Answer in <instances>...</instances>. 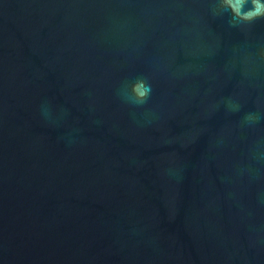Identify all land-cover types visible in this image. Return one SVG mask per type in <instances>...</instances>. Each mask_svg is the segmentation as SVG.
Returning <instances> with one entry per match:
<instances>
[{
	"label": "water",
	"instance_id": "95a60500",
	"mask_svg": "<svg viewBox=\"0 0 264 264\" xmlns=\"http://www.w3.org/2000/svg\"><path fill=\"white\" fill-rule=\"evenodd\" d=\"M0 264H264V0H0Z\"/></svg>",
	"mask_w": 264,
	"mask_h": 264
}]
</instances>
